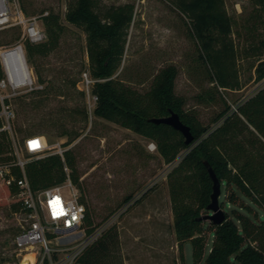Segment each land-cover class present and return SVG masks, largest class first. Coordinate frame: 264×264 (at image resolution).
<instances>
[{
	"label": "rangeland",
	"instance_id": "obj_1",
	"mask_svg": "<svg viewBox=\"0 0 264 264\" xmlns=\"http://www.w3.org/2000/svg\"><path fill=\"white\" fill-rule=\"evenodd\" d=\"M69 2L20 0L27 16L55 11L66 28L48 55H28L43 87L12 99L17 156L32 158L22 148L31 134H44L49 152L73 150L81 175V187L74 185L90 206L96 226L118 228L114 254L124 264H195L192 241L181 249L176 237L167 178L173 163L165 162L158 148L149 147L156 143L154 139L94 112L92 90L98 78L91 73L85 29L66 19ZM126 2L134 3L135 11L115 76L127 84L147 91L156 74L171 69L174 90L184 98V108L209 127L226 105L223 98L234 107L264 86V78H256L258 68L264 66V4L260 0H225L233 20L238 89L217 88L211 81L210 64L200 57L185 16L169 0H101L103 7ZM20 33V26L1 29L0 44L14 42ZM66 141L71 143L64 146ZM63 190L69 191V186ZM19 201L0 176V264H24V252L15 238L29 221L23 208L18 209ZM213 235L208 233V246Z\"/></svg>",
	"mask_w": 264,
	"mask_h": 264
},
{
	"label": "trees",
	"instance_id": "obj_2",
	"mask_svg": "<svg viewBox=\"0 0 264 264\" xmlns=\"http://www.w3.org/2000/svg\"><path fill=\"white\" fill-rule=\"evenodd\" d=\"M169 1L185 16L200 57L210 64L211 81L217 88H240L233 20L225 0ZM260 1L264 4V0ZM134 11L132 2L106 7L101 0H70L68 4L66 19L87 33L91 73L98 78L92 90L97 95L95 114L154 139L165 162L173 163L167 178L176 237L181 249L186 241H192L195 264H264V86L234 107L223 98L226 105L215 116L216 124L209 127L184 108V98L174 90L175 74L171 69L156 74L147 91L127 84L115 73L122 63ZM42 20L47 39L27 42L31 57L48 55L58 46L66 28L55 11ZM256 78H264V66L258 68ZM171 110L191 126L195 136L192 143L187 144L184 134L173 126L151 120L169 115ZM30 156L24 170L33 190L61 184L69 178L81 187L71 148L65 149L63 155L48 152L42 157ZM205 161L221 181L219 201L226 218L218 224L205 218L213 212L208 208L213 179ZM0 165H8L16 179L23 175L7 130H0ZM8 189L14 194L19 192L15 181ZM86 205V225L91 232L96 225ZM19 206L26 211L21 201L18 209ZM208 233L214 234L209 246ZM118 237L116 226L108 228L86 248L77 263L124 264L122 257L114 254Z\"/></svg>",
	"mask_w": 264,
	"mask_h": 264
},
{
	"label": "built area",
	"instance_id": "obj_3",
	"mask_svg": "<svg viewBox=\"0 0 264 264\" xmlns=\"http://www.w3.org/2000/svg\"><path fill=\"white\" fill-rule=\"evenodd\" d=\"M48 13L46 11L27 16L20 0H0V30L21 27V33L14 42L0 44V130L9 132L16 154L18 145L13 128L16 111L12 99L43 87L37 82L29 65L27 42L40 43L47 39L41 20ZM94 99L97 100L95 94ZM149 147L157 148V144L151 142ZM22 148L35 157H42L49 152V144L44 134L27 135ZM59 152L63 155V151ZM26 161L18 157L23 175L17 179L11 175L8 165H0V176L4 178V182L8 186L14 181L18 184L17 195L26 208L24 212L29 221L15 238L18 249L21 253L24 252L22 261L24 264H75L86 248L107 230V225L94 226L88 232L87 205L70 178L61 184L33 190L24 170ZM65 186H69V191L63 190ZM129 205L130 201L125 209Z\"/></svg>",
	"mask_w": 264,
	"mask_h": 264
},
{
	"label": "water",
	"instance_id": "obj_4",
	"mask_svg": "<svg viewBox=\"0 0 264 264\" xmlns=\"http://www.w3.org/2000/svg\"><path fill=\"white\" fill-rule=\"evenodd\" d=\"M152 121L156 123H166L174 128L180 130L185 136V142L190 144L194 141V134L191 130V126L185 123L178 112L171 110L169 115L160 116V117H153L151 118ZM208 171L213 179V192L211 194V202L208 205V208L213 212L209 215L205 216V218H210L214 223H221L225 218L226 214L223 208L220 205L219 197L221 194V181L216 175L212 166L205 161Z\"/></svg>",
	"mask_w": 264,
	"mask_h": 264
},
{
	"label": "snow or ice",
	"instance_id": "obj_5",
	"mask_svg": "<svg viewBox=\"0 0 264 264\" xmlns=\"http://www.w3.org/2000/svg\"><path fill=\"white\" fill-rule=\"evenodd\" d=\"M35 143V142H34Z\"/></svg>",
	"mask_w": 264,
	"mask_h": 264
}]
</instances>
